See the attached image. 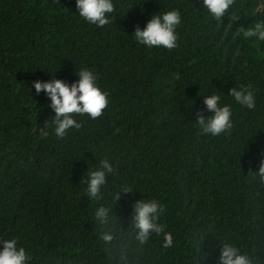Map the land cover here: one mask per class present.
Returning <instances> with one entry per match:
<instances>
[{"label": "trees", "instance_id": "trees-1", "mask_svg": "<svg viewBox=\"0 0 264 264\" xmlns=\"http://www.w3.org/2000/svg\"><path fill=\"white\" fill-rule=\"evenodd\" d=\"M257 2L234 0L217 21L202 0H113L98 26L75 0H0V247L15 238L26 264H220L231 244L264 264V41L253 48L235 35L260 19ZM172 8L181 13L176 47L135 40L136 28ZM81 68L108 103L97 117L70 113L80 126L57 137L50 98L33 84L70 85ZM242 85L251 109L229 91ZM213 92L231 112L216 135L198 120L211 117ZM101 159L111 171L89 197ZM138 201L157 203L161 225L143 243Z\"/></svg>", "mask_w": 264, "mask_h": 264}, {"label": "clouds", "instance_id": "clouds-1", "mask_svg": "<svg viewBox=\"0 0 264 264\" xmlns=\"http://www.w3.org/2000/svg\"><path fill=\"white\" fill-rule=\"evenodd\" d=\"M202 3L207 16L217 21L224 16L226 10H230L229 15L235 12L234 0H202ZM75 7L78 9L80 17L88 23H94L98 26L108 23V14L114 11L113 0H75ZM252 14L259 15L260 19L246 29L237 30L235 35L243 37L253 48H261L260 42L264 41V0L254 4ZM180 22V11L172 8L153 16L142 30L136 28L134 38L137 42L149 47L163 46L167 49H173L176 47L177 41L176 27ZM253 37L255 39H252ZM258 58L264 59V54ZM77 75L78 80L70 85L60 79L47 82L35 81L33 84L37 93L43 90L50 98V106L55 113L54 134L57 137H64L66 130L70 127L78 128L80 126L73 116L69 115L70 113H86L89 117H97L101 115L108 103L107 93L98 86L96 77L89 69L81 68ZM229 91L240 105L249 109L254 107L255 97L248 85L232 88ZM220 99V95L213 92L204 100L207 109L212 113L207 121L203 117H198L199 124L206 133L210 132L216 135L231 126L230 108L227 104L219 105ZM106 171H111V165L104 159L100 160V166L89 171L86 189V194L89 197L96 196L98 186L104 183ZM257 174L259 181L264 183V162L261 163ZM107 211L106 208H98L96 216L103 221ZM157 212L158 205L155 201H138L136 203L134 227L137 230L136 239L140 243L147 239L150 229L155 230L158 234L161 232V225L155 223ZM103 238L110 240L112 237L105 234ZM170 244L171 236L165 233L164 245ZM27 256L25 249L22 246H17L15 238L4 240L3 246L0 247V264H26ZM218 260L220 264H254V260L249 255L240 252L231 244L223 245Z\"/></svg>", "mask_w": 264, "mask_h": 264}]
</instances>
